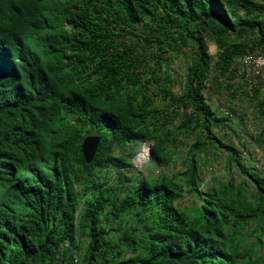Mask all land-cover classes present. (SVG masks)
<instances>
[{"label": "trees", "instance_id": "trees-1", "mask_svg": "<svg viewBox=\"0 0 264 264\" xmlns=\"http://www.w3.org/2000/svg\"><path fill=\"white\" fill-rule=\"evenodd\" d=\"M9 3L0 264H264V76L241 68L264 0ZM146 140L159 170L135 174Z\"/></svg>", "mask_w": 264, "mask_h": 264}, {"label": "clouds", "instance_id": "clouds-1", "mask_svg": "<svg viewBox=\"0 0 264 264\" xmlns=\"http://www.w3.org/2000/svg\"><path fill=\"white\" fill-rule=\"evenodd\" d=\"M4 4H5L6 11L7 12H11V7H10L9 0H4ZM87 137L98 138V143H97V147H96V150H97L98 145H99V142H100V137L99 136H94V135H90V136H87ZM87 137H85L83 139L82 144H81V151H82V155H83L84 160H85V157H84V154H83L82 145H83L84 140ZM152 145H153V142L150 141V140L143 141L139 145V147L137 149V152L134 154V156H133V158L131 160V170L135 174H139V173H145V174H147L150 171H153L154 173H158V170L159 169L154 168L153 165L151 167H148L147 166L148 165V162L150 163V156H151ZM95 154H96V151L94 153V156H93L91 162L93 161V159L95 157ZM85 162L87 164H90L91 163V162L88 163L86 160H85ZM150 164H152V163H150ZM203 172L205 173L204 177H205V180L207 182L210 181L213 177H219V176H222V175L225 174L224 173V170H223V174L220 175L219 173L214 172L213 166L212 167H209V166H205V165L203 166Z\"/></svg>", "mask_w": 264, "mask_h": 264}, {"label": "built area", "instance_id": "built-area-1", "mask_svg": "<svg viewBox=\"0 0 264 264\" xmlns=\"http://www.w3.org/2000/svg\"><path fill=\"white\" fill-rule=\"evenodd\" d=\"M241 68L247 81L264 76V49L256 54H247L241 60Z\"/></svg>", "mask_w": 264, "mask_h": 264}, {"label": "water", "instance_id": "water-1", "mask_svg": "<svg viewBox=\"0 0 264 264\" xmlns=\"http://www.w3.org/2000/svg\"><path fill=\"white\" fill-rule=\"evenodd\" d=\"M97 143H98V138H91V137H87L82 145V150H83V154L85 157V160L89 163L91 162L94 153L96 151V147H97Z\"/></svg>", "mask_w": 264, "mask_h": 264}, {"label": "rangeland", "instance_id": "rangeland-1", "mask_svg": "<svg viewBox=\"0 0 264 264\" xmlns=\"http://www.w3.org/2000/svg\"><path fill=\"white\" fill-rule=\"evenodd\" d=\"M209 49H210V51H211V53H214L215 52V46L214 45H211L210 47H209ZM251 118H249V120H250ZM250 130H254V125H253V123L251 122L250 123ZM249 144H251L252 145V142H249ZM254 149H255V147H253ZM256 149H259V148H256ZM259 157L262 159V160H264V152L261 150V149H259ZM252 159H258V156H256L255 154H253V156H252ZM259 165V167L261 168V169H264V162L262 163V164H258ZM148 167H151L152 166V164H150L149 162H148V165H147ZM213 168H214V172H217V173H219L220 175H222L223 174V166H221L220 164H218V163H215L214 164V166H213Z\"/></svg>", "mask_w": 264, "mask_h": 264}]
</instances>
